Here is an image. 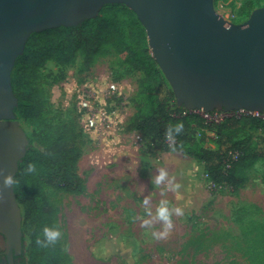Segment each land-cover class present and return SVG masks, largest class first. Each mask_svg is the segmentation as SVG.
I'll return each mask as SVG.
<instances>
[{
    "label": "rangeland",
    "instance_id": "374dc122",
    "mask_svg": "<svg viewBox=\"0 0 264 264\" xmlns=\"http://www.w3.org/2000/svg\"><path fill=\"white\" fill-rule=\"evenodd\" d=\"M263 5L264 0H215L224 17L236 14L233 22L246 21ZM147 46L153 55L148 41ZM126 57L127 53L112 51L85 69L79 56L66 67L63 77L59 65L47 62L39 84L53 102L43 111L45 119H64L79 126L77 89L88 79L110 74L122 85L129 101L123 112L126 127L129 110L134 112L138 80L144 76L143 70L129 68ZM168 85L162 89L164 97L168 96ZM66 92L72 96L66 98ZM232 114L240 112L223 111L212 118L221 120ZM260 117L264 120V114ZM19 120L31 134V123ZM123 133L116 143L94 141L85 135L78 163V172L86 180L84 193L44 187L62 227L64 264H254L253 253L264 256L263 158L247 170L243 187L233 191L219 186L212 194L202 161L180 151H148V144L138 149ZM249 137L251 146L258 143L263 148L264 126L250 130L246 125L233 134V140ZM205 145L218 147L209 140ZM161 170L167 176L156 184ZM162 202H167L171 212V228L157 216ZM176 208L181 209L179 214ZM4 239L0 234V248H4Z\"/></svg>",
    "mask_w": 264,
    "mask_h": 264
},
{
    "label": "trees",
    "instance_id": "16d2710c",
    "mask_svg": "<svg viewBox=\"0 0 264 264\" xmlns=\"http://www.w3.org/2000/svg\"><path fill=\"white\" fill-rule=\"evenodd\" d=\"M147 41L146 30L136 13L120 3L104 5L97 17L79 25L43 30L28 39L12 75L18 98L17 116L32 125V133H28L30 146L15 176V192L24 216L23 252L15 257V264H64L66 254L61 236L55 243H38L44 240V226L58 227L62 232L57 209L49 203L44 187L75 194L86 191V180L78 172L85 134L74 123L64 119L50 122L43 116L50 97L39 81L49 60L59 65L63 77L66 67L79 56L83 67L90 69L101 56L112 51L127 53L125 63L134 72L143 70L144 76L138 80L134 112L128 118L126 130L142 131L148 140V151H180L202 161L212 194L219 186H229L233 191L243 187L248 180L247 170L264 159V147L260 148L258 143L251 146L250 137L233 140V134L246 125L250 130L264 126L260 117L264 113L238 111V115L216 120L212 114L224 110L200 113L180 106L149 52ZM166 84L168 96L164 97L162 89ZM178 123L183 124L180 132L175 131ZM208 140L218 147L205 145ZM29 164L36 166L34 172L27 170ZM251 258L254 264H264V256L259 253H253ZM0 264H8L3 248Z\"/></svg>",
    "mask_w": 264,
    "mask_h": 264
},
{
    "label": "water",
    "instance_id": "95a60500",
    "mask_svg": "<svg viewBox=\"0 0 264 264\" xmlns=\"http://www.w3.org/2000/svg\"><path fill=\"white\" fill-rule=\"evenodd\" d=\"M132 9L153 56L188 110L264 113V5L244 22L227 20L215 0H0V234L8 264L23 252V208L14 180L30 146L12 75L33 33L76 26L106 4Z\"/></svg>",
    "mask_w": 264,
    "mask_h": 264
},
{
    "label": "built area",
    "instance_id": "2783aa9c",
    "mask_svg": "<svg viewBox=\"0 0 264 264\" xmlns=\"http://www.w3.org/2000/svg\"><path fill=\"white\" fill-rule=\"evenodd\" d=\"M225 18L234 21L237 16L231 12ZM93 80L88 79L77 89L78 122L83 133L94 141L107 139L116 143L122 132H124V135L133 139V144L138 149L147 145L148 140L142 131H127L126 127L123 126V112L129 101L122 91V85L118 81L109 82L100 88L98 81ZM249 113L261 114L258 112ZM168 140L172 142L170 136H168Z\"/></svg>",
    "mask_w": 264,
    "mask_h": 264
},
{
    "label": "clouds",
    "instance_id": "9594fccd",
    "mask_svg": "<svg viewBox=\"0 0 264 264\" xmlns=\"http://www.w3.org/2000/svg\"><path fill=\"white\" fill-rule=\"evenodd\" d=\"M183 128L182 123H178L175 125V131L180 132L181 129ZM172 128H169V134H171ZM29 172H34L36 170V166L34 164H29L28 169ZM167 176V173L164 170H161L160 173L155 177L154 182L156 184H160L165 180ZM5 183L6 184H13L16 183L14 178L9 175L5 178ZM147 203V201H145ZM175 212L179 214L181 212L180 208H176ZM157 216L160 220L165 222L166 228H171L172 223H171V212L167 206V202H162L161 205L157 208ZM43 236L44 240L43 241H38V243H55L61 236V231L59 230L58 227H50V226H44L43 229Z\"/></svg>",
    "mask_w": 264,
    "mask_h": 264
},
{
    "label": "crops",
    "instance_id": "0c3cea01",
    "mask_svg": "<svg viewBox=\"0 0 264 264\" xmlns=\"http://www.w3.org/2000/svg\"><path fill=\"white\" fill-rule=\"evenodd\" d=\"M51 62H54V61H52V60L48 61V63H51ZM93 81H95V82L98 81V86H100V88L104 87L109 82H117L114 78H111L110 74H105L102 79L94 78ZM71 96H72V92H66L65 93V97L66 98H69ZM50 101L53 102V100L51 98H50ZM59 104L60 103L58 102V105ZM132 114H133V111H132V108H131V110H129V112H128V115L131 116Z\"/></svg>",
    "mask_w": 264,
    "mask_h": 264
},
{
    "label": "flooded vegetation",
    "instance_id": "af4514ba",
    "mask_svg": "<svg viewBox=\"0 0 264 264\" xmlns=\"http://www.w3.org/2000/svg\"><path fill=\"white\" fill-rule=\"evenodd\" d=\"M4 249V248H3Z\"/></svg>",
    "mask_w": 264,
    "mask_h": 264
}]
</instances>
